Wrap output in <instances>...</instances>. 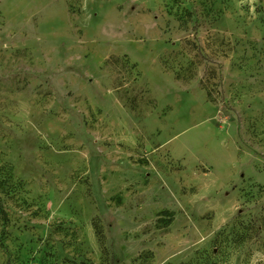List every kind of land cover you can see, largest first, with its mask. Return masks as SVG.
<instances>
[{
    "label": "rangeland",
    "instance_id": "374dc122",
    "mask_svg": "<svg viewBox=\"0 0 264 264\" xmlns=\"http://www.w3.org/2000/svg\"><path fill=\"white\" fill-rule=\"evenodd\" d=\"M0 264H264V0H0Z\"/></svg>",
    "mask_w": 264,
    "mask_h": 264
},
{
    "label": "trees",
    "instance_id": "16d2710c",
    "mask_svg": "<svg viewBox=\"0 0 264 264\" xmlns=\"http://www.w3.org/2000/svg\"><path fill=\"white\" fill-rule=\"evenodd\" d=\"M2 214H3L4 218L6 219V213L3 211V213H2Z\"/></svg>",
    "mask_w": 264,
    "mask_h": 264
}]
</instances>
